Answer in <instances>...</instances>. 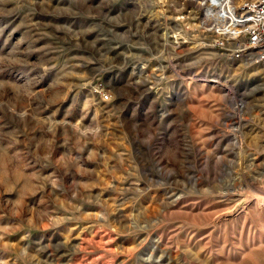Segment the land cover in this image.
Masks as SVG:
<instances>
[{
  "label": "rangeland",
  "instance_id": "374dc122",
  "mask_svg": "<svg viewBox=\"0 0 264 264\" xmlns=\"http://www.w3.org/2000/svg\"><path fill=\"white\" fill-rule=\"evenodd\" d=\"M202 4L0 0V264H264V64Z\"/></svg>",
  "mask_w": 264,
  "mask_h": 264
},
{
  "label": "built area",
  "instance_id": "2783aa9c",
  "mask_svg": "<svg viewBox=\"0 0 264 264\" xmlns=\"http://www.w3.org/2000/svg\"><path fill=\"white\" fill-rule=\"evenodd\" d=\"M230 4L231 9L212 6L211 29L218 35L213 46L222 49L229 58L245 57L264 64V0H240ZM95 92L102 100L109 99L105 90L97 87Z\"/></svg>",
  "mask_w": 264,
  "mask_h": 264
},
{
  "label": "bare ground",
  "instance_id": "6f19581e",
  "mask_svg": "<svg viewBox=\"0 0 264 264\" xmlns=\"http://www.w3.org/2000/svg\"><path fill=\"white\" fill-rule=\"evenodd\" d=\"M231 2H235V0H203L202 6L205 10L206 14H209L210 11H212V6L216 5L217 7L223 6L225 9L230 8L231 9ZM238 2V0H237Z\"/></svg>",
  "mask_w": 264,
  "mask_h": 264
}]
</instances>
